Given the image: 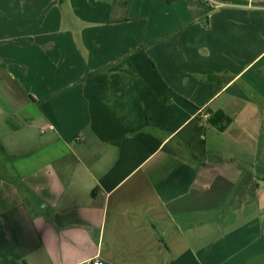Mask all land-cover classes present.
Returning <instances> with one entry per match:
<instances>
[{
    "label": "crops",
    "instance_id": "0c3cea01",
    "mask_svg": "<svg viewBox=\"0 0 264 264\" xmlns=\"http://www.w3.org/2000/svg\"><path fill=\"white\" fill-rule=\"evenodd\" d=\"M196 1L0 0V264H264V0Z\"/></svg>",
    "mask_w": 264,
    "mask_h": 264
},
{
    "label": "trees",
    "instance_id": "16d2710c",
    "mask_svg": "<svg viewBox=\"0 0 264 264\" xmlns=\"http://www.w3.org/2000/svg\"><path fill=\"white\" fill-rule=\"evenodd\" d=\"M62 1V0H60ZM168 2H174V1H179V0H167ZM210 1H216V2H229L232 0H210ZM210 1L205 0V1H201L198 0L196 1V4H198L199 6L203 7L204 10V14H209L212 10H213V6L210 4ZM232 2H237V1H232ZM201 122L200 118H197L194 122H193V131H192V135L189 138L188 144H194L195 143H202L201 141V137L203 136L204 132H205V128L204 126H200L199 123ZM210 125H214L216 126L219 130L223 129V124H228V121L226 120V118L223 115H210V117L207 119V122ZM180 137L184 138V131L180 134Z\"/></svg>",
    "mask_w": 264,
    "mask_h": 264
},
{
    "label": "built area",
    "instance_id": "2783aa9c",
    "mask_svg": "<svg viewBox=\"0 0 264 264\" xmlns=\"http://www.w3.org/2000/svg\"><path fill=\"white\" fill-rule=\"evenodd\" d=\"M208 1H210V0H208ZM210 4H211V5H215V6L218 5L217 2H213V1H210ZM204 118H205V119L209 118V115H208V114L204 115ZM93 264H103V262H101V261H95Z\"/></svg>",
    "mask_w": 264,
    "mask_h": 264
}]
</instances>
